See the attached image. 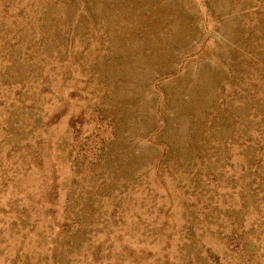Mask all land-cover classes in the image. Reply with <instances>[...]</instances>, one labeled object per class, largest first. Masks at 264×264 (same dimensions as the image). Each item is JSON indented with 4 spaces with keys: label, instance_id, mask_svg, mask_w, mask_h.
Wrapping results in <instances>:
<instances>
[{
    "label": "rangeland",
    "instance_id": "rangeland-1",
    "mask_svg": "<svg viewBox=\"0 0 264 264\" xmlns=\"http://www.w3.org/2000/svg\"><path fill=\"white\" fill-rule=\"evenodd\" d=\"M0 264H264V0H0Z\"/></svg>",
    "mask_w": 264,
    "mask_h": 264
}]
</instances>
